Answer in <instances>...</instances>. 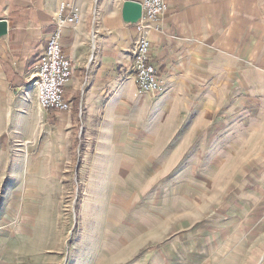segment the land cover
Wrapping results in <instances>:
<instances>
[{
    "label": "crops",
    "instance_id": "1",
    "mask_svg": "<svg viewBox=\"0 0 264 264\" xmlns=\"http://www.w3.org/2000/svg\"><path fill=\"white\" fill-rule=\"evenodd\" d=\"M61 2L80 10V22L61 31L62 51L73 64L63 92L71 107L45 110L37 103L35 72ZM165 2L160 30L148 33L150 62L163 82V91L151 96L138 94L133 82L136 31L123 18L122 0H0V20L7 21L0 36L6 203L23 198V188L34 200L37 189L58 187L63 174L89 163L85 167L98 173L100 185L125 186L129 204L146 206L147 193L140 189L149 187L148 164L163 156L157 144L163 139L148 131L144 115L160 104L177 116L192 111L177 122L188 121L189 131L169 138L188 142L175 150V162L188 151L212 173L228 174L237 190L236 211L189 230L187 244L167 248L170 256L159 257L158 250L150 260L138 256V242L118 264H264V0ZM15 140L23 142L21 149H11ZM119 215L133 222L120 228L123 236L149 229L145 213Z\"/></svg>",
    "mask_w": 264,
    "mask_h": 264
},
{
    "label": "rangeland",
    "instance_id": "2",
    "mask_svg": "<svg viewBox=\"0 0 264 264\" xmlns=\"http://www.w3.org/2000/svg\"><path fill=\"white\" fill-rule=\"evenodd\" d=\"M184 112L177 116L160 104L144 115L148 131L163 139L157 142L163 145V156L148 164L149 187L140 189L142 194L147 193L146 206L129 204L130 190L125 186L108 188V182L100 185L98 173L85 167L91 166L89 163L77 173L71 171L68 177L63 174L58 187L37 189L34 200L27 197L29 189L23 188V198L13 196L17 203L8 206L0 167V264H118L129 256L127 247L138 242L143 246L138 256L144 253L150 260L155 250L161 251L159 257L170 256L167 248L187 244L189 230L220 220L221 213L235 212L237 190L234 181L229 184L228 174L212 173L203 161H192L188 151L176 164L175 150L184 149L188 142L169 138L172 133L181 138L191 128L188 121L177 124L179 118L193 116L192 111ZM76 144L80 155L82 141ZM22 145L17 140L10 144L15 150ZM4 165L7 177L9 159ZM130 213L148 216L149 229L137 237L123 236L120 229L125 224L133 225L131 217L119 215ZM194 238L203 240L202 236Z\"/></svg>",
    "mask_w": 264,
    "mask_h": 264
},
{
    "label": "built area",
    "instance_id": "3",
    "mask_svg": "<svg viewBox=\"0 0 264 264\" xmlns=\"http://www.w3.org/2000/svg\"><path fill=\"white\" fill-rule=\"evenodd\" d=\"M135 1V0H122ZM141 16L133 23L136 39L132 50V75L138 94L156 96L163 91L162 77L150 62V30H160L162 16L167 10L165 0H140ZM80 22L79 7L61 2L54 18V29L48 37L35 72L36 99L42 109L67 111L71 102L66 100L64 87L73 74L71 59L62 51V28Z\"/></svg>",
    "mask_w": 264,
    "mask_h": 264
},
{
    "label": "water",
    "instance_id": "4",
    "mask_svg": "<svg viewBox=\"0 0 264 264\" xmlns=\"http://www.w3.org/2000/svg\"><path fill=\"white\" fill-rule=\"evenodd\" d=\"M122 15L126 22L135 23L141 16V5L137 1H124ZM7 33V21L0 20V36Z\"/></svg>",
    "mask_w": 264,
    "mask_h": 264
}]
</instances>
